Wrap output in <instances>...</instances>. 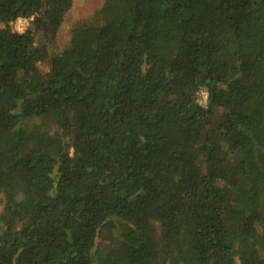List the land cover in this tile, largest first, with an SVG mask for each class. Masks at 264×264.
I'll return each instance as SVG.
<instances>
[{
  "label": "trees",
  "instance_id": "16d2710c",
  "mask_svg": "<svg viewBox=\"0 0 264 264\" xmlns=\"http://www.w3.org/2000/svg\"><path fill=\"white\" fill-rule=\"evenodd\" d=\"M71 1L0 0V264H264V0Z\"/></svg>",
  "mask_w": 264,
  "mask_h": 264
},
{
  "label": "rangeland",
  "instance_id": "374dc122",
  "mask_svg": "<svg viewBox=\"0 0 264 264\" xmlns=\"http://www.w3.org/2000/svg\"><path fill=\"white\" fill-rule=\"evenodd\" d=\"M104 4V0H72L70 7L64 13L62 17L61 26L57 33L56 40L52 46H50L49 56L53 57L59 55L65 50L70 41L77 37L80 28H86L90 26H96L100 24L101 21L99 17L96 16L97 12L100 11ZM33 18L30 21V26ZM28 28V29H29ZM38 68L40 72L45 75L49 72V63H39ZM198 103L202 106H206V93L201 92L198 95ZM38 119H30L28 122V127L33 124L38 123ZM2 195H0V211L2 209ZM120 240L115 231L104 230L100 233L98 238V244L102 247H117ZM123 258V254L121 253Z\"/></svg>",
  "mask_w": 264,
  "mask_h": 264
},
{
  "label": "built area",
  "instance_id": "2783aa9c",
  "mask_svg": "<svg viewBox=\"0 0 264 264\" xmlns=\"http://www.w3.org/2000/svg\"><path fill=\"white\" fill-rule=\"evenodd\" d=\"M31 19L32 18H17L16 20H14L9 24V28L14 33L24 34L30 26ZM206 98H207V94H206Z\"/></svg>",
  "mask_w": 264,
  "mask_h": 264
}]
</instances>
